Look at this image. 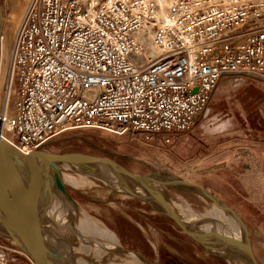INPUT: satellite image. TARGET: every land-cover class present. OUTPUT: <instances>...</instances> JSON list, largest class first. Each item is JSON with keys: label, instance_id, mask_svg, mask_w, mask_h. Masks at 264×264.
I'll use <instances>...</instances> for the list:
<instances>
[{"label": "built area", "instance_id": "2783aa9c", "mask_svg": "<svg viewBox=\"0 0 264 264\" xmlns=\"http://www.w3.org/2000/svg\"><path fill=\"white\" fill-rule=\"evenodd\" d=\"M11 61L0 136L20 152L82 129L169 146L223 78L264 88V0H30Z\"/></svg>", "mask_w": 264, "mask_h": 264}, {"label": "rangeland", "instance_id": "374dc122", "mask_svg": "<svg viewBox=\"0 0 264 264\" xmlns=\"http://www.w3.org/2000/svg\"><path fill=\"white\" fill-rule=\"evenodd\" d=\"M0 2L4 15L1 33L7 40L10 34L18 31L28 0H21V15L16 24L12 14L17 0ZM3 54L0 42V66ZM233 78H223L215 93L226 83L235 85L244 79L230 81ZM207 112L208 109L190 132L183 134L194 137L183 150L154 146L129 135L117 137L93 129L67 132L52 140L44 150L107 157L137 174L161 171L205 188L240 216L248 229L256 260L258 264H264V154L258 150L263 141L257 138L262 130H233L219 124V129L207 132L211 139L199 138L197 128ZM243 133L249 134L250 142ZM71 175L75 176L76 172ZM64 179L66 191L72 197L65 195L70 203L66 206L76 222L100 237H112L122 248L135 251L128 253L137 264H228L222 257L205 251L171 219L143 199L104 184L76 185L71 176ZM166 190L174 201L198 215L210 210V204L197 193L172 185L166 186ZM2 241L16 245L0 233ZM20 257V264H30L24 256Z\"/></svg>", "mask_w": 264, "mask_h": 264}, {"label": "water", "instance_id": "95a60500", "mask_svg": "<svg viewBox=\"0 0 264 264\" xmlns=\"http://www.w3.org/2000/svg\"><path fill=\"white\" fill-rule=\"evenodd\" d=\"M3 24L4 15L0 2V37ZM62 162L88 163L108 169L128 187L127 194L143 199L156 211L171 219L205 251L222 257L228 264H232L233 258L239 259L242 264H258L248 229L240 216L199 185L174 176H171V180L165 181L158 173L137 174L110 158L85 153H55L46 151L43 147L23 154L0 136V230L5 232L4 236L11 239L35 264H70L69 262L76 256H82L74 250L72 254L69 250L70 243L65 246L62 236L58 234L65 227L57 226L58 222L61 223L60 211L54 207L52 197L44 183L46 170L50 169L48 172H52V169L59 170L58 163ZM56 181L64 195L72 199L62 179L57 178ZM168 185L188 189L231 212L244 229V257L242 258L235 250L210 241V236L201 233L186 221L183 213L166 197ZM131 188L145 189L148 197L138 195ZM50 214H53L52 217ZM74 243L73 248L76 247V242ZM121 249L124 252L132 251L122 247ZM86 258L84 256V259ZM87 261L96 260L88 257Z\"/></svg>", "mask_w": 264, "mask_h": 264}, {"label": "bare ground", "instance_id": "6f19581e", "mask_svg": "<svg viewBox=\"0 0 264 264\" xmlns=\"http://www.w3.org/2000/svg\"><path fill=\"white\" fill-rule=\"evenodd\" d=\"M16 1V0H15ZM169 0H162V3L165 5ZM30 0H28L29 4ZM27 6H25V12L27 10ZM21 0H17L13 8V22L16 24L19 21V17L21 15L20 6ZM22 16V20L24 18ZM21 20V22H22ZM20 22V23H21ZM20 25V24H19ZM19 27V26H18ZM17 27V29H18ZM15 32L10 34L8 39L6 40L5 35H1L0 42L3 44L4 54L3 60L0 66V115L7 112L10 114V106L7 105V98H6V87L9 85L10 81L13 78V65H12V40L14 38ZM12 31L10 30V33ZM240 77H234L230 81H236ZM2 122H0V125ZM1 134V130H0ZM2 138V137H1ZM2 140L6 141L4 138ZM8 142V141H6ZM9 143V142H8ZM50 143V142H49ZM48 143V144H49ZM10 144V143H9ZM12 145V144H11ZM13 146V145H12ZM14 147V146H13ZM15 148V147H14ZM16 149V148H15ZM47 150V149H46ZM19 151V150H18ZM22 153V152H21ZM24 154V153H23ZM59 170H53L52 172H48L50 169L46 170L47 173L45 175V186L48 190V193L52 197L53 205L58 211H60L61 223L58 222L57 226L60 228L65 227V229L58 234L62 236V240L65 242V246L69 245V250L73 254V250L76 253H80L82 256H76L74 260L69 262L70 264H137L135 260H133L132 256L128 252H124L121 249L119 243L110 237L105 236L100 237L96 235L94 232L86 230L82 228L73 215L70 214L68 208L66 206L69 203L66 196L62 192L59 184L57 183L56 179H62L63 183H65V176H71L73 179V183L76 185H84L87 183H97L104 184L112 188L113 190L126 193L128 188L123 182H121L112 172L108 169L101 167V166H94L88 163H58ZM72 173L76 172L75 176L71 175ZM158 175L163 180H171L172 177L165 172H159ZM70 187V186H69ZM97 187V186H96ZM102 187V186H101ZM95 188V186H94ZM104 188V187H103ZM134 192L138 195L143 197H148V193L143 188H131ZM115 192V191H114ZM120 194V193H119ZM166 197L169 199L172 204H174L182 213L183 218L186 221H189L195 229L200 231L201 233H205L210 236V241L227 247L229 249L235 250L238 252L241 257H244L245 250H244V229L242 227L241 222L234 217V215L217 205L216 203H210V210L208 213L204 215H198L193 210H191L186 205L178 203L174 201L170 194L165 192ZM72 204V202H71ZM50 214V217H52ZM2 235H5L3 231L0 230ZM76 242V247L73 248L72 246ZM68 243V244H67ZM74 243V244H73ZM87 257H92L94 260L93 262H88ZM83 257V258H82ZM150 263V262H149ZM232 264H242L239 259L233 258Z\"/></svg>", "mask_w": 264, "mask_h": 264}, {"label": "crops", "instance_id": "0c3cea01", "mask_svg": "<svg viewBox=\"0 0 264 264\" xmlns=\"http://www.w3.org/2000/svg\"><path fill=\"white\" fill-rule=\"evenodd\" d=\"M220 122V123H219ZM242 123V124H240ZM258 123V126L255 124ZM229 126L233 130L252 131L260 129L257 135L263 145L258 150L264 154V88L256 79H243L238 84L226 83L212 97L208 112L197 128L196 135L211 139L207 132ZM215 126L214 129H211ZM250 142L249 134H242ZM250 136L253 135L250 133ZM194 139L191 135H183L173 141L171 149L183 150ZM260 144V142H259Z\"/></svg>", "mask_w": 264, "mask_h": 264}]
</instances>
